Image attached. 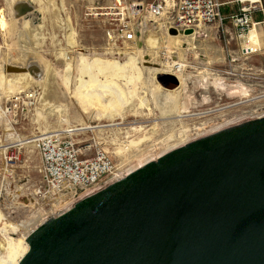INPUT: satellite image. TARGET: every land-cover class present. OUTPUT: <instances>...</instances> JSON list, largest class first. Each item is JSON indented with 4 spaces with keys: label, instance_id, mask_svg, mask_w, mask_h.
<instances>
[{
    "label": "rangeland",
    "instance_id": "1",
    "mask_svg": "<svg viewBox=\"0 0 264 264\" xmlns=\"http://www.w3.org/2000/svg\"><path fill=\"white\" fill-rule=\"evenodd\" d=\"M220 2L225 4L222 17L226 20L222 26L220 23L211 26L208 36L197 33L194 39L177 49L169 41L172 14L165 13L157 20L145 14L138 22L128 21L138 35L135 42L124 44L116 30L119 23H115V19L88 14L89 0H0V11L5 12L10 23L7 32L0 28V75L5 71L18 75L27 68V73L32 70V79L37 81L25 79L17 85H27L21 91H28L35 99L28 102L23 112L0 120V146L9 147L5 155L0 154V209L6 221L19 230L15 238L22 239L24 227L35 219L47 220L77 202L73 198L74 190L59 197L40 199L36 196L41 184V158L36 143L30 147L24 143L36 135L68 132L88 125L95 127L94 132L73 133L71 137L84 155H93L98 149L107 152L120 175L127 174L126 167L130 165L121 157L126 154L125 149L152 151L148 153V161L243 117H264V32L258 31L260 49L254 44L248 45L254 53L246 54L245 43L230 20L244 4L240 0ZM18 8L19 13H14ZM23 8L29 11L24 12ZM151 39L158 40L154 44ZM93 59L99 67L92 69L89 62ZM173 62L186 66L180 78L174 70L171 72L175 74L169 73L167 66ZM109 64L119 71L124 69L120 80L127 74V77L133 76L140 93L132 103L139 115H128L122 126H119L123 123L121 120L114 123L108 119L96 120V111L93 115L86 113L74 99L77 73L83 72L86 78L90 71H96L104 79L118 78L115 73L107 72ZM172 78L177 81V88L185 84L177 100L181 109L174 114L181 112L182 118L173 115L164 119L167 116L160 113L165 111L166 99L148 92L154 86L150 79L172 89ZM123 84L124 81L120 86ZM1 88L0 108L5 111L12 95L5 93L8 89ZM114 124L118 126L109 127ZM132 128L140 129L134 132ZM131 139L136 141L132 146L126 143ZM118 145L122 150H115ZM16 151L20 159L5 172L6 161ZM146 161L134 163L130 171ZM8 187L14 192L23 190L27 195L33 194L34 200L29 205L14 208L7 196Z\"/></svg>",
    "mask_w": 264,
    "mask_h": 264
},
{
    "label": "water",
    "instance_id": "2",
    "mask_svg": "<svg viewBox=\"0 0 264 264\" xmlns=\"http://www.w3.org/2000/svg\"><path fill=\"white\" fill-rule=\"evenodd\" d=\"M7 239L0 264H264V117L153 157Z\"/></svg>",
    "mask_w": 264,
    "mask_h": 264
},
{
    "label": "built area",
    "instance_id": "3",
    "mask_svg": "<svg viewBox=\"0 0 264 264\" xmlns=\"http://www.w3.org/2000/svg\"><path fill=\"white\" fill-rule=\"evenodd\" d=\"M168 1L172 3L171 6H168ZM222 7L219 0H92L88 14L115 19L114 22L119 23L116 30L120 39L124 44H131L135 42L137 33L127 22H138L145 14L153 20L163 17L165 13L172 14L170 29L197 33L217 23L222 26L226 20L222 17ZM257 12H264L262 0L245 3L238 14L230 17L239 38L245 43L243 51L246 54H252V50H248L250 47L247 48L248 36L254 27L253 17ZM28 94L27 91L14 96L8 107H4L6 115L14 117L19 111L23 112L28 102L35 99ZM71 136L66 132H57L39 134L33 138L42 162L39 170L41 184L36 190V196L40 199L59 197L74 190V201H78L125 175L117 173V167L107 152L98 149L93 155H84ZM19 159L20 153L16 151L6 161V169L13 168L12 164Z\"/></svg>",
    "mask_w": 264,
    "mask_h": 264
},
{
    "label": "bare ground",
    "instance_id": "4",
    "mask_svg": "<svg viewBox=\"0 0 264 264\" xmlns=\"http://www.w3.org/2000/svg\"><path fill=\"white\" fill-rule=\"evenodd\" d=\"M8 1L11 2V0H8ZM250 1H253V0H243L241 3L245 4V3L250 2ZM171 5H172V3L170 1H168V6H171ZM17 7L21 8L18 5H17ZM15 10H16V8H15ZM19 11H20V9L17 12L15 11L14 13L18 14ZM26 15H27V13H26ZM15 17L18 18L17 16H15ZM37 18H38V16H37ZM9 26H10V23L8 22V19L6 18L5 12L1 10L0 11V28L5 33V32H7L9 30V28H10ZM169 30H170V28H169ZM195 37H196V33L186 34L184 32H178L177 31L175 33V35H171L170 34L169 41L177 49H181L183 44H184V42H189L190 39H194ZM157 40H155V39L152 40L151 39V41L154 42V44H156ZM248 50L251 51L250 49H248ZM252 53H254V52H252ZM79 58H81V57H79ZM89 63H90V67L92 69L94 67H96V68L99 67V65L96 66V64L94 62V59L91 60ZM167 68H168V70H170L169 73H174V72H171V70H174L176 75H178V77L180 78L182 76V73L186 69V66L184 64H182V63H174L173 62V63L168 64ZM123 70L124 69L121 68L120 71H119L113 65L109 64L107 72L115 73L118 76V78L117 77H112V78H109V79H104L102 76L99 77L97 75L96 71H94V72L92 71V73H91V71L89 70L90 73H88L86 78L82 76L83 72L77 73L78 74L77 75L78 78L76 79V81L74 80L75 82H74V85H73V87H74L73 93H74V96H75L74 99L77 101L79 106L86 113L91 112V114L93 115L92 112L96 111V115H95V119L96 120L108 119V120L112 121L113 123L118 121V120H121L123 123L119 124V126H122L124 124V122H126L124 120L126 119V117L128 115L133 116V117H136L137 115H139L138 112L135 110V105H133L132 103H133L134 97H138V94H140L138 89L136 88V84L137 83L136 84L134 83V81L136 79L134 80L133 76L132 77H127V75H128L127 74L122 80H120V78L123 75ZM0 72H1V70H0ZM31 72H33V71L31 70L30 73L29 72L27 73V68H26V70L24 72H22V73H20L18 75L17 74H12L10 71H5L4 74L0 75V87H2L1 89L5 90V91L8 89L9 92H5V93L6 94L7 93L11 94L12 95L11 99L14 96H16V95L21 94L22 92H24V91H21V90L25 89V87L27 86V85L26 86H21V87L17 86V85H21L22 84L21 81H25V79H29V80L37 83V81L32 79V73ZM10 76H16V77H12V79H11ZM140 76H142V75H140ZM44 77L42 76L41 79L44 80L45 79ZM15 78H17V79H15ZM18 78H21V79H18ZM123 81H124V84L122 86H120V83H123ZM150 82L154 86L148 92H150V94H152L154 96L155 95H159L160 97H163L164 99H166L165 102H167V106L165 108V111H162L160 113V115L161 116H167L164 119L171 118L175 113L178 112L177 111L178 108H179V110L181 109L178 106L177 100L180 97V95L182 94L185 84L183 83L184 85L183 84H182V86L180 85V87L177 88V89H167V88H165L163 86H160L155 81V79H150ZM123 86L127 90H125L123 88ZM29 87H31V85ZM0 93H1V91H0ZM139 100L141 101V104L144 103L143 98H141ZM117 102H119V103H117ZM122 102H126V103L123 104ZM159 108L161 109L160 105H159ZM178 114L179 115H174V116H176V118H182L181 112L178 113ZM7 117L8 116L6 115V112L3 111L2 108H0V120H2L3 118H7ZM160 120H163V119H160ZM113 126L117 127L118 125L114 124V125H110L109 127H113ZM94 129H95V127H91V126L88 125V126H85V127L81 128V129L70 130V131H68L66 133H68V135H72L73 133H78V132H83V131H93ZM139 129L140 128H134V129L132 128V131L136 132V131H139ZM50 133L51 132H45V133H42V134H50ZM52 133H55V132H52ZM129 134H130V131L127 132V135H129ZM33 138L28 139L27 142H24V143L27 146L30 147L32 144L36 143L35 140H33ZM132 139L130 141H126V143H128V144H130L132 146V144L134 142H136L135 140H132ZM19 140H21V139H17V141H19ZM16 146H19V144H17ZM10 147L13 148V146H10ZM20 147H23V146H20ZM8 148H9L8 146H0V154L5 155L7 153V151H8ZM116 148H117V149H115L116 151L117 150H122L121 145H118ZM124 151H126V154L121 156V157L126 158V160L129 161V163H130L129 167H126L127 173L130 172V170H131L130 166L131 165H133L134 163L136 164L137 162L140 163V162L146 161V159L148 158L147 157L148 153L150 154V152H152V151H148V152L147 151H141V150H138V149L135 150V151H133L132 149H130V150L125 149ZM7 169L5 168V172H8ZM10 187H11V185H10ZM8 189L9 190H8L7 196L11 200L14 208L15 207H19V206L29 205L34 200L33 194H28L27 195L26 193L23 192V190H21V192L20 191L14 192L9 187H8ZM17 192H19V193H17ZM6 220L7 219L5 218L3 211L0 209V233L4 232L5 234H8V239L6 241H10V240H13V239H17V240L20 241L21 238H15L14 237V236H18L20 234L19 230L16 228L15 225L9 224ZM44 220H45V218H37L33 222H31L29 225L25 226L23 231H22V232H25L23 236L25 237L26 235H28L31 231H33L40 224H42V222H44ZM12 235H13V238H12ZM24 237H22V239Z\"/></svg>",
    "mask_w": 264,
    "mask_h": 264
},
{
    "label": "crops",
    "instance_id": "5",
    "mask_svg": "<svg viewBox=\"0 0 264 264\" xmlns=\"http://www.w3.org/2000/svg\"><path fill=\"white\" fill-rule=\"evenodd\" d=\"M220 1V0H219ZM92 0H89V3H91ZM263 4H264V0H262ZM223 4V3H222ZM225 4H223V7H224ZM222 11V10H221ZM253 24H254V27L251 31V33L249 34L248 38H249V45H256L259 49H260V46H261V43H260V34L258 33V31H263V28H264V12H257L254 17H253ZM236 29V28H235ZM209 31L210 30V27H205V28H202L199 32L197 33H205L208 34L210 33ZM237 31V30H236ZM238 32V31H237ZM196 33V34H197ZM138 35V33H137ZM137 37V36H136ZM136 41V40H135ZM252 49V48H250ZM258 52V51H257ZM256 52V53H257ZM41 164L42 162L40 163V167H41ZM11 185V184H10ZM10 207L12 208V206L10 205Z\"/></svg>",
    "mask_w": 264,
    "mask_h": 264
}]
</instances>
